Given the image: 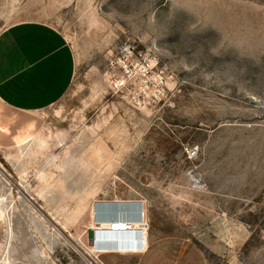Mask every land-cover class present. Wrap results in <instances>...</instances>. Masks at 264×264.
Segmentation results:
<instances>
[{"label":"rangeland","instance_id":"1","mask_svg":"<svg viewBox=\"0 0 264 264\" xmlns=\"http://www.w3.org/2000/svg\"><path fill=\"white\" fill-rule=\"evenodd\" d=\"M18 19L76 70L41 110L0 105V264H264V0H0ZM115 200L144 253L86 247Z\"/></svg>","mask_w":264,"mask_h":264},{"label":"crops","instance_id":"2","mask_svg":"<svg viewBox=\"0 0 264 264\" xmlns=\"http://www.w3.org/2000/svg\"><path fill=\"white\" fill-rule=\"evenodd\" d=\"M75 70V55L67 39L47 22L18 19L0 30V105L4 108L17 113L32 112L59 101L68 91ZM113 202L109 203L130 211L111 212L104 207L105 211H101L97 218L115 220L116 215L139 217V221L134 220L138 227L125 232H99L102 242H98L100 249L97 252L144 253L148 247V236L141 203Z\"/></svg>","mask_w":264,"mask_h":264},{"label":"bare ground","instance_id":"3","mask_svg":"<svg viewBox=\"0 0 264 264\" xmlns=\"http://www.w3.org/2000/svg\"><path fill=\"white\" fill-rule=\"evenodd\" d=\"M116 201V200H115ZM117 202V201H116ZM114 203V202H113ZM113 203H109L108 204H103V206L105 208H107V211H122V212H126V211H130V210H127V208L123 207V206H116L114 207V204ZM132 203V202H131ZM117 205V204H116ZM101 209V207H100ZM134 209V208H133ZM104 210V209H103ZM102 210V211H103ZM136 210V209H135ZM105 211V210H104ZM133 211V210H132ZM101 212V210H100ZM136 212V211H135ZM98 213V212H97ZM109 213V212H108ZM92 223L90 224V229H93L94 230V242L90 245H87L86 247L88 248V250L92 253H95L97 251H99L100 248H98L97 244L98 242H102L100 241L101 240V236L98 234L99 232L100 233H104V231H111V232H125V231H132V230H135L136 227H138V222L137 223H134V220L135 221H139V217H137L136 219L134 218H131V217H125V216H120V215H116V219L115 220H103V219H99V218H94V216L96 217V215L94 214V209L92 210ZM101 215V214H100ZM98 216V215H97ZM95 221V223H94ZM141 225V224H140ZM142 226V225H141ZM111 228H114V229H111ZM131 233V232H130ZM141 233V232H140ZM145 233V232H144ZM108 234V233H107ZM115 234V233H114ZM119 234V233H118ZM116 235V234H115ZM124 235V233H123ZM104 236V235H103ZM109 236V235H108ZM127 236V234H126ZM115 237V236H114ZM117 237V236H116ZM122 237V236H121ZM120 237V238H121ZM118 237V239H120ZM104 240V237L102 238ZM111 239V238H110ZM117 239V238H116ZM112 240V239H111ZM105 241H107L105 239ZM101 244V243H100ZM99 244V245H100ZM108 245V243H107ZM103 247V246H102ZM110 247V245H109ZM116 246H114L115 248ZM125 247V246H124ZM106 248V247H105ZM107 249V248H106ZM109 249V248H108Z\"/></svg>","mask_w":264,"mask_h":264},{"label":"water","instance_id":"4","mask_svg":"<svg viewBox=\"0 0 264 264\" xmlns=\"http://www.w3.org/2000/svg\"><path fill=\"white\" fill-rule=\"evenodd\" d=\"M89 242L90 244L94 242V230L93 229L89 230Z\"/></svg>","mask_w":264,"mask_h":264},{"label":"built area","instance_id":"5","mask_svg":"<svg viewBox=\"0 0 264 264\" xmlns=\"http://www.w3.org/2000/svg\"><path fill=\"white\" fill-rule=\"evenodd\" d=\"M187 153H188V155H193L195 152L192 149H187Z\"/></svg>","mask_w":264,"mask_h":264}]
</instances>
